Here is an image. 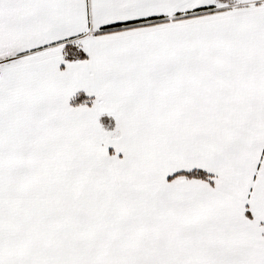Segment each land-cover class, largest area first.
I'll list each match as a JSON object with an SVG mask.
<instances>
[{"label":"snow or ice","instance_id":"1","mask_svg":"<svg viewBox=\"0 0 264 264\" xmlns=\"http://www.w3.org/2000/svg\"><path fill=\"white\" fill-rule=\"evenodd\" d=\"M0 264H264V0H0Z\"/></svg>","mask_w":264,"mask_h":264}]
</instances>
